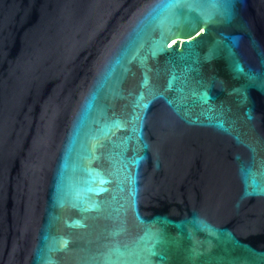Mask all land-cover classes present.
Listing matches in <instances>:
<instances>
[{
	"label": "water",
	"instance_id": "obj_1",
	"mask_svg": "<svg viewBox=\"0 0 264 264\" xmlns=\"http://www.w3.org/2000/svg\"><path fill=\"white\" fill-rule=\"evenodd\" d=\"M0 264H264V0H0Z\"/></svg>",
	"mask_w": 264,
	"mask_h": 264
}]
</instances>
